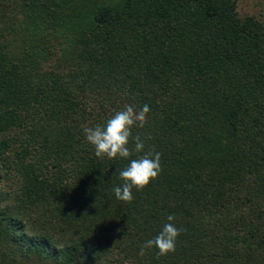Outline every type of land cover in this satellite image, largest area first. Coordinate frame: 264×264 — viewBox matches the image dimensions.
<instances>
[{
    "label": "trees",
    "instance_id": "trees-1",
    "mask_svg": "<svg viewBox=\"0 0 264 264\" xmlns=\"http://www.w3.org/2000/svg\"><path fill=\"white\" fill-rule=\"evenodd\" d=\"M128 104L162 171L123 203L129 160L82 126ZM169 214L175 252L140 257ZM0 264H264V22L235 0H0Z\"/></svg>",
    "mask_w": 264,
    "mask_h": 264
},
{
    "label": "clouds",
    "instance_id": "clouds-1",
    "mask_svg": "<svg viewBox=\"0 0 264 264\" xmlns=\"http://www.w3.org/2000/svg\"><path fill=\"white\" fill-rule=\"evenodd\" d=\"M150 107L145 104L137 109L135 105L128 104L122 110L115 111L103 125L95 127L82 126L85 140L94 150L97 158L115 160L117 158L129 160L125 168L119 172L121 185L113 188L114 196L118 201L131 203L134 199L133 190L142 191L162 171L160 158L161 153L151 148L145 149V140H151L150 134L144 139L139 134L133 135V128H144ZM130 142L134 147L130 148ZM135 159H130L133 154H140ZM167 222L161 231L144 244L140 245L138 255L143 257L146 250L156 249V259L174 253L176 241L183 228L176 227L174 214L167 215Z\"/></svg>",
    "mask_w": 264,
    "mask_h": 264
},
{
    "label": "rangeland",
    "instance_id": "rangeland-1",
    "mask_svg": "<svg viewBox=\"0 0 264 264\" xmlns=\"http://www.w3.org/2000/svg\"><path fill=\"white\" fill-rule=\"evenodd\" d=\"M239 16L251 15L264 22V0H235Z\"/></svg>",
    "mask_w": 264,
    "mask_h": 264
}]
</instances>
